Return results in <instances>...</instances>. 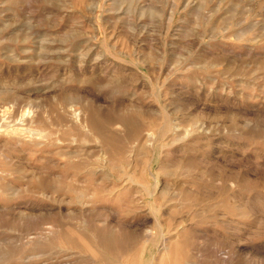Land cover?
<instances>
[{
    "label": "rangeland",
    "instance_id": "obj_1",
    "mask_svg": "<svg viewBox=\"0 0 264 264\" xmlns=\"http://www.w3.org/2000/svg\"><path fill=\"white\" fill-rule=\"evenodd\" d=\"M0 264H264V0H0Z\"/></svg>",
    "mask_w": 264,
    "mask_h": 264
},
{
    "label": "bare ground",
    "instance_id": "obj_2",
    "mask_svg": "<svg viewBox=\"0 0 264 264\" xmlns=\"http://www.w3.org/2000/svg\"><path fill=\"white\" fill-rule=\"evenodd\" d=\"M5 111H6V109H4ZM25 112H26V110H25ZM28 112H29V110H28ZM27 112V113H28ZM23 113V112H22ZM21 113V114H22ZM24 114V113H23ZM29 114V113H28ZM23 117L25 116V114L24 115H22ZM29 116V115H28ZM22 117V118H23ZM27 117V116H26ZM25 119V118H24ZM21 120V119H20ZM23 120V119H22ZM24 121V120H23ZM21 123V122H20ZM13 127V126H12ZM29 128V127H28ZM7 130V129H6ZM10 130V132H12V133H14V134H20V133H22V134H24L25 132H30V133H33V131H31L30 129L29 130H27V128L26 129H22V128H19V127H16V128H13V129H9ZM9 132V131H8ZM35 133V135L37 134L36 132H34ZM33 133V134H34ZM28 135V134H27Z\"/></svg>",
    "mask_w": 264,
    "mask_h": 264
}]
</instances>
